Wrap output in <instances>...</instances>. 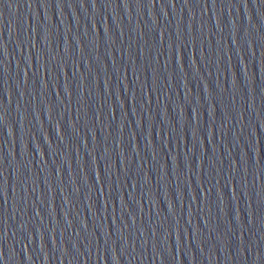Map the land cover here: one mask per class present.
<instances>
[{
    "label": "water",
    "instance_id": "1",
    "mask_svg": "<svg viewBox=\"0 0 264 264\" xmlns=\"http://www.w3.org/2000/svg\"><path fill=\"white\" fill-rule=\"evenodd\" d=\"M0 264H264V0H0Z\"/></svg>",
    "mask_w": 264,
    "mask_h": 264
}]
</instances>
